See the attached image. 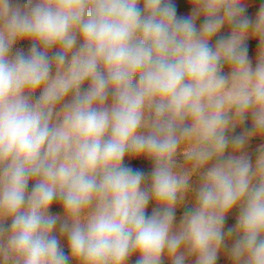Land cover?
I'll list each match as a JSON object with an SVG mask.
<instances>
[{"label": "clouds", "instance_id": "obj_1", "mask_svg": "<svg viewBox=\"0 0 264 264\" xmlns=\"http://www.w3.org/2000/svg\"><path fill=\"white\" fill-rule=\"evenodd\" d=\"M185 3L0 0V264H264V4Z\"/></svg>", "mask_w": 264, "mask_h": 264}, {"label": "rangeland", "instance_id": "obj_2", "mask_svg": "<svg viewBox=\"0 0 264 264\" xmlns=\"http://www.w3.org/2000/svg\"><path fill=\"white\" fill-rule=\"evenodd\" d=\"M25 2H26V0H13L14 5L23 6ZM173 2L177 5V14L178 15L190 14V10L186 6L185 0H173ZM249 3L251 6L246 9L245 15H247L250 19H254L257 11L259 10V7L261 6V4H264V0H249ZM201 22H202V18H201V20L197 21L198 26ZM228 32H229L228 29H222L220 35L227 36ZM213 43H214V41H213ZM246 43L248 46L249 58H250V60H252L253 66H255L256 54H257V50L259 47V41L257 39H249L248 41H246ZM29 47H30L29 42H21L20 44H18L16 46V48L22 49L23 51H25V53H27V49ZM15 50L16 49H14V51ZM250 129H251V118H249L243 125L236 128L234 130V132H231L229 134L230 135H239V134L243 133L244 131L250 130ZM261 144H264V138L256 137V138H253L250 141V143L248 144V146L246 147V151L253 158V160L255 159V156L257 155V150ZM125 164L127 166L133 167L134 169H139V170L143 171L146 176L148 174H150L151 168H152V164L150 161L133 160V159H129L127 157L125 159ZM152 207H153V205L150 203L149 208H148L149 214H151ZM183 211H184L183 208H181L177 211V217L178 218L182 215ZM51 212L54 215L62 214V209L58 204L54 203L53 207L51 208ZM235 215H236V213H233L226 219L225 231H227V228L234 226ZM58 227H59V225H57V228ZM62 245L64 246L65 253L67 254L68 249L66 246V241H62ZM136 259H137V257L133 256L131 258V260L129 261V264H135ZM164 264H169V261H167V259H165ZM189 264H191V261H189ZM217 264H226V258L223 254H221L220 257L218 258Z\"/></svg>", "mask_w": 264, "mask_h": 264}]
</instances>
